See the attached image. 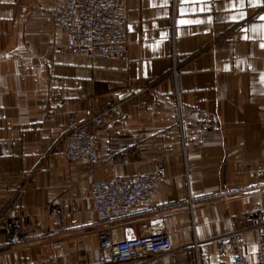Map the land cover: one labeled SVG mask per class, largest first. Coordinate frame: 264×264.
Returning <instances> with one entry per match:
<instances>
[{
  "label": "crops",
  "instance_id": "crops-1",
  "mask_svg": "<svg viewBox=\"0 0 264 264\" xmlns=\"http://www.w3.org/2000/svg\"><path fill=\"white\" fill-rule=\"evenodd\" d=\"M120 1L128 61L66 49L54 0H0V264H99L103 226L116 240L167 231L175 247L113 264H223L215 239L264 219V0ZM110 98L123 119L94 127ZM82 123L97 163L64 156ZM156 169L149 206L96 219L93 181ZM258 241L245 232L250 264Z\"/></svg>",
  "mask_w": 264,
  "mask_h": 264
},
{
  "label": "built area",
  "instance_id": "built-area-1",
  "mask_svg": "<svg viewBox=\"0 0 264 264\" xmlns=\"http://www.w3.org/2000/svg\"><path fill=\"white\" fill-rule=\"evenodd\" d=\"M52 24L66 35L65 48L89 59H124L128 61V25L126 5L120 0H54ZM124 117L123 104L116 98L95 105L91 124L100 127L113 124ZM64 156L78 164L99 161L93 128L88 123L75 126L67 135ZM160 169L142 174L136 179L116 176L98 179L91 185L92 210L100 222L130 213L135 208L149 206L164 182ZM246 227L219 235L215 242L227 253L223 264H250L242 252V241L248 229L258 233L257 264H264V219H248ZM99 264L148 262L163 255H172L175 247L167 231L116 240L109 226L98 231ZM45 264H58L50 256Z\"/></svg>",
  "mask_w": 264,
  "mask_h": 264
},
{
  "label": "snow or ice",
  "instance_id": "snow-or-ice-1",
  "mask_svg": "<svg viewBox=\"0 0 264 264\" xmlns=\"http://www.w3.org/2000/svg\"><path fill=\"white\" fill-rule=\"evenodd\" d=\"M262 19H264V17H262ZM181 23H188L187 21H182Z\"/></svg>",
  "mask_w": 264,
  "mask_h": 264
}]
</instances>
